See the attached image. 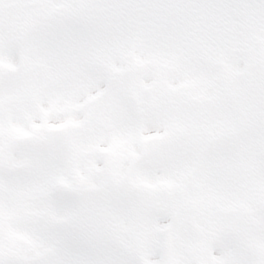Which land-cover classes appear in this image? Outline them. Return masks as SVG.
<instances>
[{
  "label": "snow or ice",
  "instance_id": "obj_1",
  "mask_svg": "<svg viewBox=\"0 0 264 264\" xmlns=\"http://www.w3.org/2000/svg\"><path fill=\"white\" fill-rule=\"evenodd\" d=\"M0 264H264V0H0Z\"/></svg>",
  "mask_w": 264,
  "mask_h": 264
}]
</instances>
